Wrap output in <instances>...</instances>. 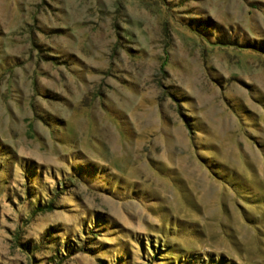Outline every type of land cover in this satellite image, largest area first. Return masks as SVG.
<instances>
[{"label":"rangeland","instance_id":"1","mask_svg":"<svg viewBox=\"0 0 264 264\" xmlns=\"http://www.w3.org/2000/svg\"><path fill=\"white\" fill-rule=\"evenodd\" d=\"M254 43L264 0H0V264H264Z\"/></svg>","mask_w":264,"mask_h":264},{"label":"trees","instance_id":"2","mask_svg":"<svg viewBox=\"0 0 264 264\" xmlns=\"http://www.w3.org/2000/svg\"><path fill=\"white\" fill-rule=\"evenodd\" d=\"M197 22V25L201 24L203 25L204 23L206 24L207 22L204 21L203 19L201 20H197L195 19ZM209 24V23H207ZM219 42H222L223 44H228V43H236L241 45L240 42H238L236 39L233 38H221L219 39ZM248 46H250L251 48H254L258 51H261L264 53V44H247ZM53 201H44V199L39 198L36 202V205L34 206V210L33 213L37 212V211H45V210H52L53 209ZM105 226L101 227L99 225L98 220L96 221V223H93L89 228H88V232L90 235V239H96V237H99L102 235V229ZM59 231L58 226H52L50 228H47L44 232L43 235L40 237V239L38 240L39 242L37 243H32L30 240H26V241H22V242H18L19 246L25 250L28 253H32V251H37V248L39 247V245L41 244H53V248H54V253L55 256L57 258V260L60 261L61 258L63 257H67L70 256L71 254L73 255L75 252H77L78 250L82 251L85 250L88 252V250L90 251L92 248H86L85 245L83 244L82 241L80 244L78 242H74L72 239H67L66 241L61 243V240L59 238V236L56 235V233ZM91 233H93V235L91 236ZM56 235V236H54ZM79 240V238H77ZM70 240V241H69ZM143 249H142V253H143ZM168 252H165V250L163 249H159V252H153L152 254L147 252L146 255L141 254V257L145 259V261H147V264H154L156 262L159 261H165L162 259L163 255H165ZM51 262L54 263L55 260L53 258H51ZM128 259V256H117L116 259H114V261H112V263L110 264H124V262ZM179 259H177L176 264H180V261H178ZM129 259H128V263L129 264ZM185 264V263H184ZM215 264V263H214Z\"/></svg>","mask_w":264,"mask_h":264}]
</instances>
